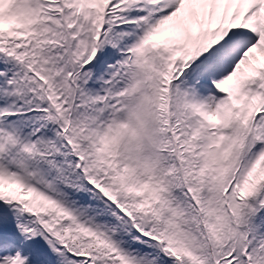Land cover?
<instances>
[{
  "label": "rangeland",
  "instance_id": "obj_1",
  "mask_svg": "<svg viewBox=\"0 0 264 264\" xmlns=\"http://www.w3.org/2000/svg\"><path fill=\"white\" fill-rule=\"evenodd\" d=\"M27 1L17 2L8 12H0L4 21L0 25V62L10 65L5 70L14 77L13 93L20 101L13 107L18 117V133L24 130L29 134H24L25 138L23 135L14 136L17 140L12 138L10 142L14 144L13 148L7 150L6 157H2L4 162L0 160V232H13L25 239L22 240L25 248L14 255H0V264H38L40 260L39 264H88L89 258L101 264H218V256L227 262L222 254L225 249L234 257L231 258L234 259L233 264H264V259L262 263L260 261L264 252L254 253L251 245L253 242L255 246L264 247L263 242V245L253 240L247 243L245 240L251 237L249 235H242L236 242L229 236L245 231L247 226H250L249 231L254 225L264 222V118L259 114L260 107L257 106L258 111L253 108L251 113L255 124H238L239 115L236 120L230 118L225 128L200 122L191 110L192 101L188 99L191 93L187 88L192 86V81H204L205 71L209 75L213 68H197L192 73L189 68L184 71L190 67L189 62L193 58L181 42L186 33L183 30L170 32L169 38L164 41L152 36L148 44L131 51L139 58L142 56V59L136 57L137 60L135 58L131 64V74L121 75L112 60L120 56L124 35L114 29L119 18L107 21L101 38L103 54L98 57L100 63H107V68L100 71V79L107 75L109 84L118 82L126 94L131 93L134 97L128 108L124 106L126 97L125 101L119 98L121 101L114 113L118 119L115 118L109 128V138L99 152V161L95 157L78 169L69 160L65 149L71 145L78 157L88 153L82 130L75 126L67 132L68 143L60 138L55 144L45 130L50 128L48 123L53 116L59 113L56 111L61 100L59 90L66 86L65 81L70 75L84 69L91 52L90 45L102 21L97 18L99 12L88 0H41L43 3H36L38 11L31 15L24 10ZM218 24L219 21L214 20L211 29L215 30ZM256 30L263 39L251 45L253 52L249 57L238 60L235 66L222 71L214 80L220 89L226 86V90L234 94L226 100L236 108L237 113L242 109L241 88L254 86L259 77L262 82L256 89L260 90L264 85V21H259ZM193 32H197L196 27ZM111 46L120 49L115 50ZM129 51L126 45L123 52ZM254 54L261 55L262 61L255 62L257 58ZM127 75H131L130 81ZM180 95L181 111L189 123L186 126L179 121L167 123V107L172 109L174 106L171 97ZM236 95L239 97L234 99ZM256 96L264 101V91ZM149 101L158 106L160 102L165 103L160 106L161 109L150 106L151 110H148L149 117L154 119L161 114L162 124H152L146 116V122L156 131L153 136L150 132L143 133L147 125L143 120L144 103ZM242 105L246 107L243 101ZM4 108V102L0 100V115ZM142 112L143 117L140 115ZM127 113L135 132L132 137L126 129L121 130L126 125ZM64 117L63 122L68 120ZM175 124H179L178 131H182L180 139L183 143L179 150L174 149L175 144L169 136ZM61 127L65 129L67 124H61ZM242 128L246 129L245 141H250V150H245L248 153L231 148V144L240 139ZM56 131L58 134L59 130ZM219 131L221 135L225 133L228 144L226 153L220 151L217 155L212 147L218 142L215 134ZM116 136L121 141L131 140L126 145L118 144L119 141L115 143L114 140ZM208 140L207 146L204 143ZM202 144L207 146L205 150ZM118 152L122 158L114 154ZM173 152L176 159L167 157V153L172 155ZM179 153L182 154L180 157ZM156 160L159 164H155ZM173 169L176 170V182L189 181L193 184L189 185L194 188L192 197L196 198V207L200 211L209 210V214L202 215L206 228L197 222L194 213L186 214V206L176 194ZM81 171L93 179L100 191H106L113 201L116 199L121 208L131 214L130 219L135 221L136 229H142L147 233V239L154 237L161 244L162 252L157 254L156 260L151 256L146 263L142 256L146 253L144 250L126 246L128 241L125 237H129L130 222L121 223L115 216V210L102 203L101 195L79 187L85 183L84 176L80 177L83 174ZM101 176L105 180L101 181ZM174 194L175 200L171 202L169 197ZM148 196H162V199L166 196L169 199L168 203L163 202V207L170 208L171 215H165L170 217L179 236L169 232L162 216L153 211L152 208L160 201H150L149 205ZM212 200L214 205H210ZM157 225L159 233L164 234L161 237L154 232ZM149 227L154 235L149 232ZM243 247L248 248L249 256ZM84 250L88 256L81 257ZM73 254L77 256L73 258Z\"/></svg>",
  "mask_w": 264,
  "mask_h": 264
},
{
  "label": "bare ground",
  "instance_id": "obj_2",
  "mask_svg": "<svg viewBox=\"0 0 264 264\" xmlns=\"http://www.w3.org/2000/svg\"><path fill=\"white\" fill-rule=\"evenodd\" d=\"M27 0H0V12H8V10L15 5L17 2ZM99 3H109L112 0H94ZM178 6V0H125L126 12L129 15L132 28L135 29L136 21L139 16H143L148 19V23L152 25V35L161 40L167 39L170 32H178L183 30L186 36L183 37L182 42L192 50L199 52L202 48L206 47L207 41L212 37L210 32L201 27L198 32L195 31L193 24V16L198 13L204 14L206 18L210 16H216L220 19H229L232 16L242 17L245 25L249 28L251 22L255 19L264 18V0H183ZM167 13H162L169 10ZM253 9H257L255 12H251ZM143 13V14H142ZM2 15V14H1ZM169 15V16H167ZM4 21L0 16V25H3ZM232 46L244 47L243 37L238 36V32L233 38ZM246 40V39H245ZM248 43L250 39L246 40ZM237 56V55H236ZM235 56V57H236ZM216 62V59L210 60ZM204 91L199 90L192 96L193 104L192 108L199 116L201 121L207 123L213 122L215 114L212 112L211 107L208 106V100L203 97ZM7 108V116L5 120L7 127H15L12 122L9 121L11 116H15L14 110L12 109L16 99L11 97L6 90H4V98ZM219 115L221 114V120L227 121V110L219 108ZM214 114V115H213ZM1 128V127H0ZM7 146V140L4 135L1 134L0 129V156Z\"/></svg>",
  "mask_w": 264,
  "mask_h": 264
}]
</instances>
